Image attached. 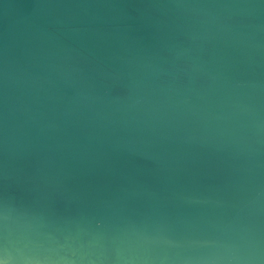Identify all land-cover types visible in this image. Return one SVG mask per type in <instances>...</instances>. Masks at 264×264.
Here are the masks:
<instances>
[{"label": "water", "instance_id": "1", "mask_svg": "<svg viewBox=\"0 0 264 264\" xmlns=\"http://www.w3.org/2000/svg\"><path fill=\"white\" fill-rule=\"evenodd\" d=\"M0 264H264V0H0Z\"/></svg>", "mask_w": 264, "mask_h": 264}]
</instances>
